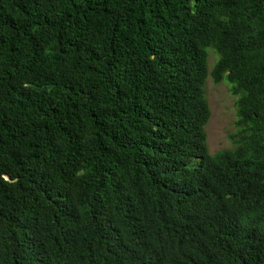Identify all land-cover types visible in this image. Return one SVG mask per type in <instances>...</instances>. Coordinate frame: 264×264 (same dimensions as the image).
I'll return each instance as SVG.
<instances>
[{
	"label": "trees",
	"instance_id": "trees-1",
	"mask_svg": "<svg viewBox=\"0 0 264 264\" xmlns=\"http://www.w3.org/2000/svg\"><path fill=\"white\" fill-rule=\"evenodd\" d=\"M0 264H264V0H0Z\"/></svg>",
	"mask_w": 264,
	"mask_h": 264
},
{
	"label": "rangeland",
	"instance_id": "rangeland-1",
	"mask_svg": "<svg viewBox=\"0 0 264 264\" xmlns=\"http://www.w3.org/2000/svg\"><path fill=\"white\" fill-rule=\"evenodd\" d=\"M215 61V54L210 53V70ZM225 82L215 84L209 77L205 83V93L211 108V118L206 128L211 154L231 147L230 136L236 130V98L230 92V85Z\"/></svg>",
	"mask_w": 264,
	"mask_h": 264
}]
</instances>
